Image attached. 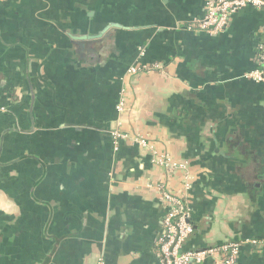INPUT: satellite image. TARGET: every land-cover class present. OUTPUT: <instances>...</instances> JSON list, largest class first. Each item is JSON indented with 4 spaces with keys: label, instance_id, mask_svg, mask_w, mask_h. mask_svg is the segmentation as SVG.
Returning a JSON list of instances; mask_svg holds the SVG:
<instances>
[{
    "label": "crops",
    "instance_id": "crops-1",
    "mask_svg": "<svg viewBox=\"0 0 264 264\" xmlns=\"http://www.w3.org/2000/svg\"><path fill=\"white\" fill-rule=\"evenodd\" d=\"M205 2L0 0V264H158L160 183L188 203L183 250L264 264V5L187 30Z\"/></svg>",
    "mask_w": 264,
    "mask_h": 264
},
{
    "label": "built area",
    "instance_id": "built-area-1",
    "mask_svg": "<svg viewBox=\"0 0 264 264\" xmlns=\"http://www.w3.org/2000/svg\"><path fill=\"white\" fill-rule=\"evenodd\" d=\"M263 5V0H206L202 17L191 18L184 27L190 31L217 35L224 31L229 17L240 8L245 6L261 7ZM257 55L260 68L250 73L249 77L257 81H264V38L257 45ZM156 68H159L158 64L150 66L136 65L130 68V72H147ZM124 105V100L118 103L117 112L119 114L124 111ZM2 110L3 108H0V112ZM118 124L120 125V123ZM119 125L111 130V137L114 142L116 139L128 137V134L121 132ZM133 140L151 152L154 151L153 146L145 137L135 136ZM154 163L163 167L183 170V188L185 191L188 190L191 177L187 173L186 163L176 161L167 154L154 156ZM156 188L160 200L166 205V212L162 219L163 233L157 244L158 264H199L207 258L214 259L216 264L236 263L242 243L238 241L225 240L219 245L204 249L183 250L182 247L185 241L193 232L188 203L184 195L170 190L162 183L157 184ZM97 264H102L101 260Z\"/></svg>",
    "mask_w": 264,
    "mask_h": 264
},
{
    "label": "water",
    "instance_id": "water-1",
    "mask_svg": "<svg viewBox=\"0 0 264 264\" xmlns=\"http://www.w3.org/2000/svg\"><path fill=\"white\" fill-rule=\"evenodd\" d=\"M263 1H264V0H263ZM112 25H114V26H119V27H123L121 24H118V23H116V24H114V23H109L108 25L105 26V28H103L99 33H97L95 37H100V35H103L102 33L105 32L106 29H107L108 27H112ZM105 34H106V33H105Z\"/></svg>",
    "mask_w": 264,
    "mask_h": 264
}]
</instances>
